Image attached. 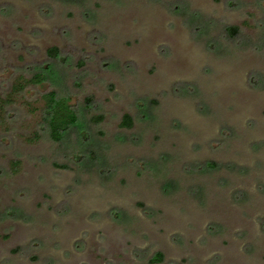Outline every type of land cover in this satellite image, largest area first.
Instances as JSON below:
<instances>
[{"label":"rangeland","instance_id":"1","mask_svg":"<svg viewBox=\"0 0 264 264\" xmlns=\"http://www.w3.org/2000/svg\"><path fill=\"white\" fill-rule=\"evenodd\" d=\"M83 1L0 0V264H264V0Z\"/></svg>","mask_w":264,"mask_h":264},{"label":"trees","instance_id":"2","mask_svg":"<svg viewBox=\"0 0 264 264\" xmlns=\"http://www.w3.org/2000/svg\"><path fill=\"white\" fill-rule=\"evenodd\" d=\"M70 1V0H68ZM75 0H71L74 2ZM79 1V0H76ZM85 2L83 0H80ZM231 34H234L236 28H228ZM49 53L52 57L58 56V50L56 48L50 49ZM46 80L44 74H35L29 79L20 78L12 87V91L6 99L0 98V124L4 123L6 119L7 107L12 105V97L19 95L29 86H35L43 83ZM44 103V122L46 126V132L53 141H61L65 132L72 126H74L78 120L77 112L69 105L66 98H59L55 92H48L42 96ZM133 119L130 115L125 114L122 118L121 127L132 128ZM163 260L162 254L158 253L153 262H160Z\"/></svg>","mask_w":264,"mask_h":264}]
</instances>
